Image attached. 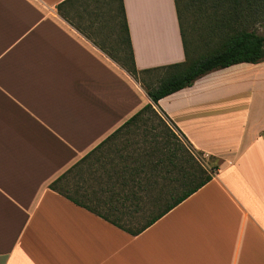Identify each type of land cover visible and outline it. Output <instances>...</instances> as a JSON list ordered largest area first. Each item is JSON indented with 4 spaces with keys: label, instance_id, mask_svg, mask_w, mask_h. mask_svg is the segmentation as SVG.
<instances>
[{
    "label": "crops",
    "instance_id": "obj_1",
    "mask_svg": "<svg viewBox=\"0 0 264 264\" xmlns=\"http://www.w3.org/2000/svg\"><path fill=\"white\" fill-rule=\"evenodd\" d=\"M62 1L0 0V264H264V60L212 70L153 103L218 169L133 235L50 186L151 102L59 13ZM123 1L150 84L187 62L176 0Z\"/></svg>",
    "mask_w": 264,
    "mask_h": 264
},
{
    "label": "trees",
    "instance_id": "obj_2",
    "mask_svg": "<svg viewBox=\"0 0 264 264\" xmlns=\"http://www.w3.org/2000/svg\"><path fill=\"white\" fill-rule=\"evenodd\" d=\"M176 2L189 55L187 62L163 69L165 75L158 79L157 84L155 86L151 84L146 86L151 102L147 103L112 135L102 141L94 151L102 147L111 136L137 121L141 115L150 112L159 119L160 122L158 123L162 124L161 131L154 132L152 138L157 139L161 134L163 137L162 142H164L162 149L165 151L166 149H170V142L176 140L174 149L170 152H164L163 159L160 158L156 161H153L149 157L151 150H144L147 152V155L146 158L140 159V168L137 166H129L130 170H127L125 165L122 173L128 172L131 174L137 173L138 171H146V175H153L155 171H160L164 168L169 174L171 168H173L179 172V176L93 177L97 184L100 185L99 188L101 191L107 190L111 192L116 199H121L123 203L127 201L130 203L132 202L130 205H133V208L121 212L120 215H117L115 218L112 217V213H103L90 206L83 201L82 198L70 194L68 187L64 190L59 185L56 186L60 181L67 178L70 171L85 160L89 154L72 168L60 175V177L50 185L75 203L88 208L133 235L143 231L210 181L218 169V162H216L214 157H211L210 164H206L201 162L198 156H195V153L190 150L185 151L187 154L180 159V155L176 152L181 149L180 145H183L179 136L185 139L191 146L192 144L184 133H182V131L166 116V113L156 108L153 103L157 104L161 98L190 86L197 78L212 70L224 68L240 62L257 63L264 60V36L252 28L254 23L258 21L259 16L264 15V0H176ZM77 4L78 9L74 10V16L69 15L67 12L68 8L74 7ZM57 8L59 13L66 20L86 33L88 38L96 42L136 79L145 84V77H151L153 71H138L136 68L123 0H64L57 5ZM192 9H194L196 13H192L195 16V19L192 20V25L194 29L196 26L201 29L199 36L201 39H205L204 46H206L205 50L197 56L191 55V51L197 49L198 46L195 45L194 40L191 38L192 32H189L191 28L190 23L189 28L187 26L189 22L187 20V14L189 11H192ZM107 14H111L112 18H115L117 21L116 24L119 26L117 48L104 46L96 37L98 35V29H100L99 27L96 28V25L99 24ZM75 17L78 18V21L74 19ZM85 20L87 22L86 24L83 23ZM139 76H141V78H139ZM160 113L168 118L179 135L176 134L167 122L161 119L163 117ZM147 128V131L144 132L143 130L144 134L154 130L153 126ZM156 142L160 143L159 141ZM198 152L202 153V151ZM165 164H167L168 167ZM114 173L119 172L115 171ZM160 179H164V181L169 180L172 183L170 190H166L165 185H163V187L161 186V192L155 196L152 193L150 195L148 192L155 187V184L158 186ZM178 188L181 189L182 192L176 195L175 190ZM140 190L147 191V193H145L146 200L143 196L144 193L140 192ZM82 196H86V194L82 193ZM144 201L146 202V206L150 205L151 207L147 219L139 226H129L128 222L135 217L136 213H139L140 209H142L140 206L142 203L145 204ZM109 209L112 212H117V208L114 206L109 207ZM127 215L129 216L128 219L123 221V218H127Z\"/></svg>",
    "mask_w": 264,
    "mask_h": 264
},
{
    "label": "rangeland",
    "instance_id": "obj_3",
    "mask_svg": "<svg viewBox=\"0 0 264 264\" xmlns=\"http://www.w3.org/2000/svg\"><path fill=\"white\" fill-rule=\"evenodd\" d=\"M78 9V5H75L74 7H69L67 12L69 15L74 16V10ZM195 13V10L192 9V11L188 12L187 20L189 21L187 26L189 28V23L191 25V28L189 32L191 33V38L194 40L195 45L198 47H201L199 51L203 52L205 50V39L200 38V28L196 26L194 29L192 25V20L195 19L193 14ZM111 14H107L103 20L96 25V28L98 29V35L96 36L97 39L106 47L109 48H117V41H118V33H119V26L116 24L115 18H112ZM75 20L78 21V18L75 17ZM83 23H87L86 20L83 21ZM102 28V30H101ZM259 34L264 36V15L259 16L258 21L254 23L253 27ZM194 31V32H193ZM100 32V33H99ZM204 49V50H203ZM198 51V50H197ZM200 52V53H201ZM152 76V75H151ZM150 76L145 77V85L148 86L150 84L149 80ZM141 78V76H139ZM157 84V80L153 78V81L151 82L152 86H155ZM163 118L164 122H167L173 130L176 132L174 126H172L171 122L168 120L166 116H164L162 113H160ZM159 119L155 117L154 114L150 112H146L143 115L139 117V119L127 127L123 128L118 133L114 134L109 138V140L99 149H96L92 153H90L85 160L80 162L75 168H73L70 173L67 175V178L60 181L56 186L62 187L64 190H66V187L69 188V193L78 196L79 198H82L83 201L88 203L90 206L96 208L97 210L103 212V213H112V217L115 218L117 215H120L121 212L128 210L129 208H133V205H129V201L123 203L122 200L116 199V197L109 191H101L100 185L97 184L96 180L93 177H107L105 175L113 174L112 172L118 171L119 173H122L124 170V166L128 164L132 165L134 164L139 168V161L141 158H146L147 152L144 150H151L150 152V158L153 161H156L157 159L162 158L163 159V153L164 152H170L174 149V143H176V140H173L170 142V149L166 151L162 149V145L164 142L163 137L160 134V136L155 139L153 137L154 132L161 131L162 124H159ZM154 127V130L149 131L148 133H143L148 130L147 127ZM176 134H178L176 132ZM179 135V134H178ZM148 139V140H147ZM179 139L183 143L181 149L177 150L176 152L178 155H180V159H182V156H185L187 153L185 151L190 150L195 153V156H198L199 160L203 163H209L211 157L209 154H206L204 152L200 153L198 149L191 146L185 139L179 136ZM156 141H159L160 143H157ZM180 142V143H181ZM149 155V154H148ZM115 159L117 162H115ZM124 159V161H122ZM167 166V164H165ZM133 166V165H132ZM168 167V166H167ZM128 170V167H127ZM142 174L145 173L141 172ZM157 175L160 177H178L179 172L177 170H174L171 168L170 173L166 172V170L163 168L160 171H155ZM165 185L166 190H170L172 183L169 180L160 179L158 186L155 187L156 189V195L160 191V187ZM105 186V185H104ZM176 186V184H175ZM177 187V186H176ZM176 195L180 194L182 192L181 189L175 190ZM82 193H85L86 196H82ZM150 195L151 193L154 194V187L152 190L148 192ZM115 197V198H114ZM132 204V202H131ZM144 205V204H143ZM114 206L117 208V212H112L109 207ZM147 208L142 209L139 213H136L135 217L132 218L131 221L128 222V225L131 227H136L141 225L148 217L149 211H151L150 205L145 206ZM154 210V208H153ZM146 211L147 213H145ZM124 217L123 221L128 219Z\"/></svg>",
    "mask_w": 264,
    "mask_h": 264
}]
</instances>
